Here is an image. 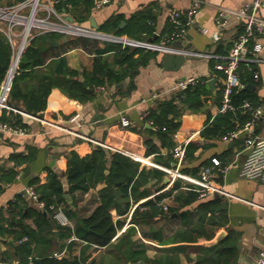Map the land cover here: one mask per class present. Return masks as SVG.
<instances>
[{"label":"trees","instance_id":"1","mask_svg":"<svg viewBox=\"0 0 264 264\" xmlns=\"http://www.w3.org/2000/svg\"><path fill=\"white\" fill-rule=\"evenodd\" d=\"M69 2L74 5V9L69 8ZM79 3L84 4L82 8L78 7ZM93 4L94 0H57L56 7L60 11L70 12L77 22L84 23L92 13ZM152 9L153 3L149 4L146 10L137 11L132 20H139L144 16L155 19ZM121 18V14L114 16L102 24L100 29L113 30L115 33L124 32L127 27H120ZM180 20V23H177L170 19V31L178 30L186 21L183 16ZM149 32L153 33V29L150 28ZM62 35L60 32H43L31 39L23 51L19 72L13 80L10 93L12 105L19 107L16 100H22L24 102L22 109L38 114L47 107L49 96L55 87H59L72 99L81 103L86 102L95 96L97 86L122 81L134 69L146 65L152 57L160 54L158 50L145 46L107 40L105 46L97 47L94 67L91 70L69 68L65 56H58L47 65V69H41L46 62L45 52L48 43L61 38ZM254 41L255 39H252L251 47ZM110 51L115 52L116 62L121 68L110 66L105 57V53ZM12 52L10 41L6 36L1 35L0 84L10 65ZM238 72L245 85L234 88L231 94L232 108L218 112L205 124L201 131L205 137L223 138L237 131L254 117L256 108L263 106V100L257 92L261 83L257 64L243 60L239 64ZM207 80V77H201L195 84L177 90L170 97L157 98L145 113L144 118L152 121L155 126L145 140L147 153H155L158 162L170 165L175 159L173 151L165 154L162 148L167 146L172 150L176 145L175 133L181 126V117L186 109H204L211 102H216L221 107L222 89L214 94ZM25 118L23 113L4 108L0 120L26 127ZM154 135L160 138V144L155 141ZM234 138L239 143L242 141L238 136ZM199 146L192 141L185 146L186 164L196 158V150ZM37 152L36 146L29 145L26 153L12 156L15 165L9 167L0 160V194L8 183L17 179L19 174L17 166L32 161L37 156ZM218 158L221 163L216 166L219 169L225 167L228 163L226 156L218 155ZM186 164L182 167V171L197 175L202 168L200 166H213L214 161L209 158L202 163L203 165ZM166 174L167 171L160 167L147 166L126 153L109 150L101 144L85 154L72 149L66 157L67 187L61 175L50 167L47 182H41L39 177L31 181V186L38 195V201L44 203L43 207L31 205L28 193L21 192L1 209L0 240H3L7 247L1 249L0 246V261H4V264H95L98 258L96 256L91 258L93 251L106 247V253L103 254L100 264H105L106 259L109 264H126L127 261H131L129 264H132L139 258L151 264H180V256L177 252L162 250L154 258H150L146 248L138 246V242L132 238L135 227L114 240L125 220L121 218L115 220L111 209L116 207L118 214L126 215L140 198L150 196L154 187L157 190L162 189L160 182ZM101 180H105L106 185L96 193L98 204L88 214L80 215L76 208L79 196L77 193L84 194L92 190ZM66 192L73 195V204L69 203L65 196ZM168 198L173 199L174 204L166 203ZM59 207L70 219L76 218L74 225H62L55 219L54 215ZM174 213H177V217H181L182 224L176 228L170 239L185 244H200L201 239L214 238L217 229L225 226L229 221L227 201L220 196L201 195L200 185L182 177H177L169 189L139 203L134 209L133 216L137 220L147 222L155 215L171 218ZM57 228L58 234L55 230ZM151 228L161 242H169V239L163 237L164 225L155 222ZM72 235L75 238L67 242L65 238ZM239 237L240 231L230 230L219 240L218 248L199 256L197 264H233L238 258ZM77 242H82L79 253L56 254V249L61 251L67 245L72 246Z\"/></svg>","mask_w":264,"mask_h":264},{"label":"crops","instance_id":"2","mask_svg":"<svg viewBox=\"0 0 264 264\" xmlns=\"http://www.w3.org/2000/svg\"><path fill=\"white\" fill-rule=\"evenodd\" d=\"M0 0V4H13L22 0ZM192 0H112L107 5L96 9L92 5V13L88 21L83 24L91 25V18L94 17L96 23L101 26L114 16L121 14V28L127 27V30L121 33H115L113 30L104 31L107 33L119 34L133 39L142 38L143 41H166L168 44L177 48H192L202 51H208L216 54L212 57H192L185 55L186 60L177 65L166 67L163 64V55L166 52L159 51L157 57H152L146 65L134 69L128 76L120 82L99 85L96 88V94L92 99L86 102H79L72 99L59 87H55L49 96L47 107L40 111L37 117L23 113L26 116V133H0V160L8 167L15 165L12 159L14 154L26 153L28 146L33 145L38 148L37 156L29 162H23L17 166L19 172L17 179L8 183L6 189L0 194V211L8 205L11 199H14L21 192L28 193L27 188L31 186V181L39 177L41 182H47L49 175V162L56 154V162L66 171V157L72 149H77L85 154L92 151L96 145L106 146L109 150L120 151L140 160L147 166H157L165 171L170 177L168 182H160L162 189L155 187L150 196L169 189L175 179H172L167 168H178L182 173L193 175L182 171L186 160H180L176 155L179 146H186L190 141L199 144L196 150V158L186 165H200L209 158H218L226 156L228 163L226 169H220L214 163L212 177L215 182L221 186L227 193H220L219 196L228 202L229 221L225 226L217 229L216 236L210 240L201 239L197 243H187L171 241V237L178 226L182 224L181 217L172 214L171 218H162L161 215L150 217L147 222L137 220L133 216L135 207L146 200L148 197H142L135 202L126 215L118 214L117 208L111 209L114 219H124V224L119 227L114 240L126 233L130 228L135 227L132 238L136 240L138 246L146 248L150 258H154L162 250L164 252H177L180 256V264H197L200 255L213 252L219 246V240L222 239L230 230L240 231L238 258L233 264H254L256 257L264 250V182L241 174L243 162L247 156V149L244 143V131H241L238 137L241 142L235 138L205 137L202 129L205 124L213 119L220 112V106L216 102L209 103L204 109L191 110L186 109L181 117V126L175 133L176 145L172 150L167 146L162 148L163 153L174 152L175 159L170 165L158 162L155 153H147L146 137L150 136L151 129L155 128L152 121L145 119L144 115L153 105L157 98L170 97L176 90H172L176 82L186 76L195 75L199 78L207 77L209 80L216 77V90L210 88L214 94L222 89V72L216 68V63L220 59V54L228 52L234 35L242 29L244 18L241 17L239 10L244 6L247 0H204L202 5L196 10L191 23L170 31V19L173 10L181 12L184 19H188V10ZM153 3L152 14L155 19L143 17L139 20L133 19V15L139 10H146L149 4ZM83 3L78 7L82 8ZM69 8L74 9V5L69 2ZM67 17L74 16L70 12L61 11ZM259 15L264 17V0L259 8ZM221 17L226 25L220 27L217 19ZM74 21L75 20L74 18ZM123 23V24H122ZM153 29L150 34L149 29ZM99 30L100 27H99ZM3 35L0 33V36ZM138 40V39H137ZM107 40L91 36H72L67 38L63 34L61 38L52 40L48 43L45 52V64L41 69H47V65L58 56H65L67 64L71 69L91 70L94 67L96 49L99 46H105ZM259 41L262 48L258 55L262 60L248 59L257 64L261 83L258 85V95L263 100L262 113L252 125L255 133L264 136V37H258L254 43ZM172 53V52H171ZM110 66L121 68L116 62L114 51L105 53ZM207 80V81H208ZM36 81L35 79L33 80ZM159 93V97H154ZM18 108L22 109L24 102L16 100ZM24 110V109H23ZM25 111V110H24ZM17 112V111H16ZM22 113V112H20ZM30 113V112H28ZM32 114V113H31ZM79 114L76 119L73 117ZM130 121L129 125L123 124V118ZM263 118V119H261ZM150 124L151 126H149ZM157 143H161L157 135L153 136ZM220 159V158H219ZM154 161L159 165H153ZM30 167L27 170V165ZM203 165V164H202ZM202 166H200L201 168ZM52 168V167H51ZM221 171V173H220ZM200 169L198 171L199 175ZM193 175V176H197ZM66 187L68 181L64 182ZM106 185L105 180L97 183L96 187L84 194L78 192V213L80 215L88 214L98 204L96 196L97 191ZM151 185V184H150ZM217 196L215 192L210 193ZM30 204L36 207L40 206L38 201L29 193ZM209 195V194H208ZM218 197V196H217ZM70 204L74 203V197L70 193L68 197ZM173 199H166V203L174 204ZM75 208V207H74ZM194 209V207L192 208ZM72 225L76 223V218H72ZM31 223L34 221L30 219ZM158 222L164 225L165 239L169 242H161L154 235L152 224ZM59 233L58 228L55 229ZM75 238L72 235L65 238L67 242ZM198 242V243H199ZM1 249L7 247L3 240H0ZM82 242L74 243L72 246H66L63 250L56 249L57 255L77 254L80 252ZM107 248L102 247L92 253L96 256L100 264L101 258L106 253ZM90 258V259H91ZM131 261H127L129 264ZM105 264H109L106 259ZM132 264H151L137 259Z\"/></svg>","mask_w":264,"mask_h":264},{"label":"built area","instance_id":"3","mask_svg":"<svg viewBox=\"0 0 264 264\" xmlns=\"http://www.w3.org/2000/svg\"><path fill=\"white\" fill-rule=\"evenodd\" d=\"M112 0H94V7L101 8ZM57 0H22L13 4H0V33L8 38L12 45V58L4 80L0 84V117L4 108L12 109L17 112H22L28 115L37 117V115L28 113L10 103V93L12 90L13 80L15 75L19 72V64L24 49L29 44L31 39L43 32H60L62 34H69L71 36H91L100 39L121 42L133 46H145L154 50L172 53H184L185 55L202 58L212 57L216 54L208 51H202L192 48H177L168 44L165 40L162 42L137 40L129 37H124L119 34L107 33L99 30L91 25H86L74 20H70L57 7ZM204 0H192L188 10V19L182 25H188L194 17L196 10L202 5ZM262 0H247L244 6L239 10L241 17L244 18L242 29L237 32L232 38L231 46L225 54L217 55L220 57L216 63V68L223 74V103L220 111H226L232 108L231 94L236 87H243L245 84L241 80L238 67L241 61L248 59L262 60L258 55L262 48V43L256 41L251 47L252 39L264 37V17L259 15V8ZM181 12L173 10L171 19L174 22L180 23ZM218 25L224 27L226 22L218 17ZM195 75H189L179 79L172 90L184 89L191 84L198 81ZM154 97H159V93H155ZM262 107H258L254 111V117L247 121L237 131L226 135L225 138L237 137L244 131V143L247 149V156L243 162L241 174L246 177L256 178L264 182V136L254 132L252 125L256 119L261 115ZM79 114H76L73 119H76ZM123 124L129 125L130 121L123 118ZM0 131L11 133H26V129L20 125H13L7 121L0 120ZM185 153V146L177 148L176 155L183 159ZM214 163L219 165L220 159L213 158ZM153 165H159L154 161H150ZM171 174L172 179L176 177L185 178L201 186V195L205 196L212 192L218 191L220 193H227L221 186H219L212 177L213 166L204 165L200 169L199 175L193 176L182 173L178 168L172 169L165 167ZM223 167L222 170H225ZM28 193L38 201V195L33 186L27 188ZM40 206H44L43 202L38 201ZM167 208V206H166ZM55 219L62 225L71 224L72 220L68 217L66 212L59 207L56 210ZM4 264V261H0ZM254 264H264V250L256 257Z\"/></svg>","mask_w":264,"mask_h":264},{"label":"water","instance_id":"4","mask_svg":"<svg viewBox=\"0 0 264 264\" xmlns=\"http://www.w3.org/2000/svg\"><path fill=\"white\" fill-rule=\"evenodd\" d=\"M70 20H74L73 17H69ZM91 23L92 26L99 29V24L96 23L94 17L91 18ZM123 24V23H122ZM67 38H72L71 35L66 34ZM164 60H163V64L166 67L169 66H173V62H175V64L177 65H181L185 60H186V56L183 54H178V53H171V52H166L164 55ZM216 81L217 78L216 77H212L208 80V83L210 84L211 88L215 91L216 90ZM263 119V118H261ZM149 126H151L150 124H148ZM0 133H2V131H0ZM56 157L57 155L55 154L52 158V160L49 162V166L52 167L54 170H56L62 177L63 182H67V175H66V171L64 169H62V167H60V165L56 162ZM30 167V164L27 165V170ZM170 180V177L168 175L165 176L164 178V182H168ZM216 195L219 196L220 192L215 191ZM65 196L68 198L70 196L69 192L65 193Z\"/></svg>","mask_w":264,"mask_h":264}]
</instances>
